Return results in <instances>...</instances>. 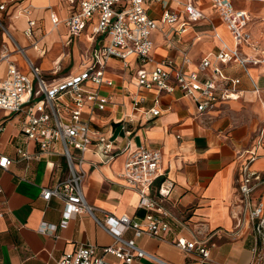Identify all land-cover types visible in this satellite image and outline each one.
I'll return each mask as SVG.
<instances>
[{
	"label": "crops",
	"instance_id": "obj_1",
	"mask_svg": "<svg viewBox=\"0 0 264 264\" xmlns=\"http://www.w3.org/2000/svg\"><path fill=\"white\" fill-rule=\"evenodd\" d=\"M3 2L7 10L0 11V24L4 28L0 34V53L5 45L10 55L7 62H0V77L5 76L9 62L31 77L27 60L46 80H61L82 72L85 57L96 43L90 39L88 28L79 37H70L64 24L79 10V0L73 4L67 0H0ZM187 2L169 0V8L180 13ZM192 3L204 18L190 23L183 34L175 33L174 26L158 23L150 35L153 61L142 67L150 70L155 64L171 59L183 70L199 72L201 80H214L218 88H223L226 81L213 73L218 68L227 79L239 80L233 91L240 97L209 103L198 113L197 103L184 97L177 88L171 93L151 90L139 93L146 100L133 107L132 98L137 94L134 73L123 69L120 61H111L105 76L113 81V86H103L100 92L110 96L112 104L90 115V125L94 132L115 139L120 150L108 164H102L93 149L83 154L86 171L83 195L99 221L107 214L127 215L140 221L147 211L137 208V192L119 176L126 159L123 148L128 140L132 149L143 145L158 150L160 168L174 184L165 203L174 217L169 220L172 231L163 241L148 236L136 239L137 246L156 260L140 258L132 264H264V230L262 235L255 232L258 221L245 220L240 227L236 226V216L243 208L238 187L244 168L264 176V69L258 65L243 68L235 61L220 63L216 55L224 47H233L231 36L212 9L211 0ZM233 6L246 11L249 17L246 32L251 43L242 46L240 52L249 58H261L264 0H233ZM147 7L150 17L159 19L158 5L150 3ZM51 14L59 20L56 26L51 23ZM3 18L7 26L3 25ZM28 21L34 22L31 36L24 34ZM73 45H76L74 52L69 51ZM17 47L23 52L17 51ZM185 57L189 64L184 62ZM205 58L210 65L200 72L199 64ZM140 67L136 65V69ZM155 98L160 114L150 118L145 111L153 106ZM2 123V154L14 159L16 149L20 148L39 157L13 162L8 170L0 171V264H56L65 252L81 244L99 248L110 245L111 237L89 215L76 216L65 228L59 227L63 203L55 197L44 200L41 191L66 176L65 159L58 153H41L36 143L24 141L20 136L21 123L3 112ZM50 149L59 152L60 147L51 144ZM152 193L155 194L154 190ZM259 203L264 207V185L251 194L246 212ZM177 222L184 223L186 228ZM42 223L57 228L44 234L39 230ZM201 224L206 232H215V245L209 247L207 259L197 252L182 253L171 244L176 237L187 241L198 238L196 232ZM132 238V230L123 233V239ZM106 259L115 261L110 255Z\"/></svg>",
	"mask_w": 264,
	"mask_h": 264
},
{
	"label": "built area",
	"instance_id": "obj_2",
	"mask_svg": "<svg viewBox=\"0 0 264 264\" xmlns=\"http://www.w3.org/2000/svg\"><path fill=\"white\" fill-rule=\"evenodd\" d=\"M67 1L73 4L75 0ZM192 1L188 0L179 13L169 8V0H79V10L68 17L64 24L70 37H79L88 28L90 39L96 43L85 57L86 63L81 73L61 80H46L40 70L27 60L31 77L21 73L12 62L7 64L5 76L0 77V111L21 123V138L36 143L41 153H58L65 159L66 176L41 191L44 200L55 197L63 203L59 227L65 228L71 219L86 214L93 217L95 223L112 239L110 245L100 248L81 244L77 249L65 252L56 264H132L140 258L156 260L137 246L136 239L148 236L163 241L165 235L172 231L169 220L174 217L165 203L174 184L160 168L161 154L158 150L143 145L132 149L128 140L123 148L126 159L119 176L137 192V208L147 211L140 221H133L127 215L115 217L107 214L102 221L94 217V209L86 203L82 191L86 177L83 154L93 149L100 156L101 163L108 164L120 150L115 139L94 132L90 125V115L102 112L112 104L111 97L103 96L100 89L113 86V81L105 76L107 66L113 60L120 61L123 69L134 73L137 94L136 98H132L133 107L146 100L139 93L151 90L171 93L177 88L184 97L197 103L198 113H202L209 103L212 105L240 97L239 93L233 91L239 80L227 79L218 68H214L213 73L226 81L223 88H218L214 80H201L199 72L183 70L171 59L155 64L150 70L142 67L153 61L150 35L158 28V23L174 26L175 33L183 34L190 23L204 18ZM150 3L157 4L161 10L159 19L150 17L147 7ZM211 3L233 43L232 48L224 47L218 52L217 60L223 64L235 61L243 68L258 65L264 69V53L261 58L253 59L240 52L242 46L251 43V37L246 32L249 21L247 12L236 9L233 0H211ZM6 10V4L0 3V11ZM50 20L54 26L59 23L54 14L50 15ZM33 26L34 22L28 21L24 31L26 36L32 35ZM0 27L4 31L1 24ZM17 51L23 52L18 47ZM9 55L7 47L2 45L0 62H7ZM183 59L189 64L188 58ZM137 64L141 67L136 69ZM209 65V59L205 58L198 70L202 72ZM229 85L232 89L228 88ZM157 104L155 98L153 106L145 111L148 117L160 114ZM3 130L2 123L0 132ZM51 144H58L59 152L51 150ZM15 155L11 159L0 152V171L8 170L13 162L39 157V154L31 155L20 148L16 149ZM263 185L264 176L244 168L238 187L243 208L236 216V226L240 227L245 220H257L255 232L260 235L264 230V207L259 203L251 212H246V209L251 194ZM177 223L181 228H186L184 223ZM56 228L55 225L42 223L39 230L45 234L54 232ZM127 230L133 231L132 239H123V233ZM196 234L198 238L192 241L176 237L171 244L182 253L197 252L207 259L209 247L215 245V232H206L201 224ZM108 255L113 256L115 261L107 260Z\"/></svg>",
	"mask_w": 264,
	"mask_h": 264
},
{
	"label": "rangeland",
	"instance_id": "obj_3",
	"mask_svg": "<svg viewBox=\"0 0 264 264\" xmlns=\"http://www.w3.org/2000/svg\"><path fill=\"white\" fill-rule=\"evenodd\" d=\"M242 5L246 6V3H243ZM2 23H3L4 26H7V22H6V20L4 18L2 19ZM0 34H1V27H0ZM75 47H76V45H73L71 48H69V51L74 52ZM47 57H49V56H47ZM67 70H69V69H67ZM67 70H65L63 73H65ZM62 75H65V74H62ZM62 75H60V76H62ZM0 115H2V112H0Z\"/></svg>",
	"mask_w": 264,
	"mask_h": 264
}]
</instances>
